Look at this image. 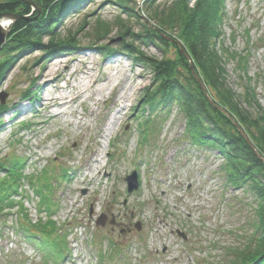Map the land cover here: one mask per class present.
<instances>
[{
	"label": "rangeland",
	"instance_id": "374dc122",
	"mask_svg": "<svg viewBox=\"0 0 264 264\" xmlns=\"http://www.w3.org/2000/svg\"><path fill=\"white\" fill-rule=\"evenodd\" d=\"M138 1V10H144V1ZM35 7L27 16L33 20L40 17ZM222 7L216 42L226 81L236 94L254 95L255 106L264 112V0H224ZM97 20L111 29L115 21L135 31L140 27L137 19L120 15L105 0H90L81 13L63 18L55 33L66 36L90 22L79 34L88 47L94 45L90 37ZM117 36L112 33L101 44H118ZM134 46L150 58L162 57L152 45L135 41ZM42 55L31 50L14 58L0 82V95L7 97L1 105L11 108L0 118V160L25 159L23 173L33 181L20 185L15 206L0 213V264H43L35 242H25L13 231L25 215L30 225L47 223L45 208L38 212L41 196L50 200L45 206L57 210L50 219L69 233L70 254L62 264H230L232 249L260 241L253 197L227 188L217 152L193 148L184 139L187 122L181 109L158 114L149 125L144 124L147 116L135 117L153 82L151 68L119 54L104 57L92 48L37 62ZM84 72H90L89 78ZM44 77L52 80L46 87ZM29 90L32 102L24 100ZM202 90L210 98L203 84ZM48 93L81 98L63 109L45 110ZM143 129L151 133L142 134ZM133 171L139 172L142 185L129 195L125 180ZM102 216L106 225L98 226Z\"/></svg>",
	"mask_w": 264,
	"mask_h": 264
},
{
	"label": "trees",
	"instance_id": "16d2710c",
	"mask_svg": "<svg viewBox=\"0 0 264 264\" xmlns=\"http://www.w3.org/2000/svg\"><path fill=\"white\" fill-rule=\"evenodd\" d=\"M28 1L41 10L36 20L27 17L33 10L32 5L22 0H0V15L27 18L14 23L6 44L1 48L0 82L14 65V58L31 50L43 53L37 59L40 62L62 53L92 48L99 50L104 57L119 54L137 66L151 68L153 82L135 110V117L147 116L144 124L149 125L156 115L170 113L173 107L181 109L187 122L185 140L194 147L217 152L223 159L227 188L250 193L255 203L258 217L255 227L261 233V239L247 242L242 250L235 248L227 253L232 258L230 264H264V162L256 154L258 152L264 159V112L255 106L254 95L236 94L226 81L223 54L216 42L224 20V0H195L193 4L191 0H171L167 5L158 3V0H143L144 10H138V0H105L117 8L120 15L137 19L140 27L135 31L114 20L117 25L111 29L109 24L97 20V26L92 29L95 34L90 37L94 45L88 47L82 46L79 34L90 26V22L83 23L74 33L69 31L66 36L55 33V28L63 18L81 13L83 5L90 0ZM117 19L119 21L120 16ZM114 30L121 42L101 44L112 37ZM135 41L142 46L158 48L161 59L140 53L134 46ZM168 52H173L174 57ZM194 74L207 88L210 98ZM28 93L24 100L34 101V93L30 90ZM1 104L0 101V118L11 110ZM2 126L0 120V128ZM146 132L151 133V130L143 129L142 134ZM25 163V159L0 160V175H4L3 178L0 176V213L15 206L14 200L21 195L23 181L33 184L23 173ZM41 200L39 213L45 208L51 214L52 207L45 206L49 198L41 196ZM23 206L20 207L23 209ZM24 217L25 222L13 227L14 233L25 242H35L42 252L43 264H60L67 256L68 244L67 237L59 234L55 221L50 216L47 223L40 220L38 224L30 225L28 216Z\"/></svg>",
	"mask_w": 264,
	"mask_h": 264
},
{
	"label": "water",
	"instance_id": "95a60500",
	"mask_svg": "<svg viewBox=\"0 0 264 264\" xmlns=\"http://www.w3.org/2000/svg\"><path fill=\"white\" fill-rule=\"evenodd\" d=\"M22 1L27 3V4L32 5L33 8H36L35 5L33 3H31L30 1H28V0H22ZM39 15H40V10H39ZM3 19L7 20L10 23V25L8 27H6V28H3L1 23H0V52L2 50L1 48H3L4 45L6 44L7 38L9 36L10 32H11V27L14 25V23L16 21H18L19 19H27V18L23 17V16L13 15V14L0 15V21L3 20ZM170 41L172 43L180 45V43L177 42V41H172V39H170ZM194 75H195L196 80L198 81V83L202 87V83H201L200 79L197 77L196 74H194ZM6 98H7L6 95H0V101L2 102V104H5ZM251 147L254 149V147L252 145H251ZM256 154L264 162V159L262 158V156L259 155L258 152H256ZM125 181L127 182V185H128V193L129 194H132L136 190L139 189V177H138V173L137 172H133V174L128 176ZM106 222H107L106 216H102L100 218V220L98 221L97 225L98 226H105ZM137 230H141L139 226H137ZM183 238L186 239L184 236H183Z\"/></svg>",
	"mask_w": 264,
	"mask_h": 264
},
{
	"label": "bare ground",
	"instance_id": "6f19581e",
	"mask_svg": "<svg viewBox=\"0 0 264 264\" xmlns=\"http://www.w3.org/2000/svg\"><path fill=\"white\" fill-rule=\"evenodd\" d=\"M0 23H1L3 28H6V27H8L10 25V23L7 20H5V19L1 20ZM58 62H59V64L61 63L60 60ZM56 66H58V64ZM67 68H69V66H67ZM52 72H53V69L50 70L49 74H51ZM84 74L89 78L90 72H84ZM49 81L51 82L52 80H50V79H48V77H46L45 78V83H44L45 87H46L47 83H50ZM91 82H93V81H91ZM82 85L85 88H87V87L89 88L90 87V85L87 86V84H84V83ZM79 98H81V95H78V97L70 98V100H69V97H66V96H64L62 94L60 96H57V97H52V94L48 93L45 96V98H44V105L42 107L45 110H49V109H51L53 107H60V109H63L65 106H68V105L74 103ZM7 113L8 112H6L5 114H7ZM58 114H60V115L63 114V111H61ZM114 129H115V126L109 127V129H108L109 131L108 132L111 134L114 131ZM98 163H99V161H98Z\"/></svg>",
	"mask_w": 264,
	"mask_h": 264
}]
</instances>
